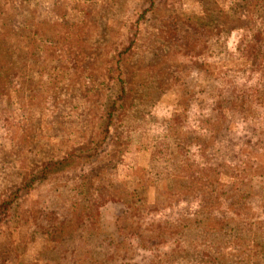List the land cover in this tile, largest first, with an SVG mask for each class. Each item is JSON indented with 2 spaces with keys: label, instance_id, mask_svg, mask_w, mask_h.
<instances>
[{
  "label": "rangeland",
  "instance_id": "obj_1",
  "mask_svg": "<svg viewBox=\"0 0 264 264\" xmlns=\"http://www.w3.org/2000/svg\"><path fill=\"white\" fill-rule=\"evenodd\" d=\"M186 23L204 27L191 56L178 45ZM129 29L138 36L120 49L125 48L121 61L128 85L138 92L149 83L160 92L158 97L153 92L156 98L144 97L142 109L148 112L124 113L113 126L120 131L118 138L106 145L105 152L119 153L100 183L118 180L113 195L141 215V225L118 241L145 253L138 257L143 258L140 264H264V132L231 135L226 128H216L218 118L210 120L207 111H201L194 124L186 114L190 105L183 101L193 82L201 100L198 90L211 75L219 86L247 90L232 108L234 118L251 110L250 97H261L264 89V0H0V197L29 181L24 204L8 211L9 226L25 239L15 249L22 255L8 264H53L52 258L54 264L66 259L67 264H93L96 256L108 252L94 224H102V214L107 227L115 228L119 204L101 209L92 184L87 182L89 192L81 191L82 179L63 174L36 181L33 177L43 161L77 147L74 139L95 134L101 86L114 91L102 79L114 77L106 72L109 60ZM201 48L204 52L196 57ZM58 53L62 57L54 61L52 55ZM31 68L37 72L34 79H41L38 87L47 80L42 114L53 117L49 128H34L39 117L32 113L29 76L17 81V72ZM64 76L69 81L53 79ZM232 78L236 81L229 83ZM73 88L77 90L69 94ZM20 91L19 99L14 98ZM17 165L22 177L12 186L8 173ZM76 182L81 184L78 194H90L80 212L86 223L69 230L66 220L59 231L53 210L61 216L71 210L58 187L74 202L75 189L68 195L65 186ZM158 219L167 222V228L145 225ZM157 231L174 235L176 245H166ZM51 234L56 235L53 242Z\"/></svg>",
  "mask_w": 264,
  "mask_h": 264
},
{
  "label": "trees",
  "instance_id": "obj_2",
  "mask_svg": "<svg viewBox=\"0 0 264 264\" xmlns=\"http://www.w3.org/2000/svg\"><path fill=\"white\" fill-rule=\"evenodd\" d=\"M139 13V11H137ZM145 13V12H143ZM143 14L141 17H144ZM140 22L137 21V23ZM120 27L123 29L126 28V24L124 26L120 25ZM132 28V27H131ZM184 32H179L180 37L182 36L183 40L181 38H178V45L180 43L181 47H184L187 51V55H190L191 50L196 46L197 44V36H199V33L201 32L202 27L199 24L196 23H186L184 25ZM209 28V32H213V29L209 26L206 27ZM129 29L125 35V38L123 40H120V46L117 51L114 52V54L110 57V64L108 65V69L106 72H110L111 76L116 77L117 80L114 79V77L110 80V78H104L102 81H105V83L110 84L112 88H114V91H104L103 87L101 86L100 95L101 97L98 99L100 100L99 108L97 109L95 113V117L98 119L99 127L97 130H95V134L91 137L81 138V140L74 139V142L77 144V147H71L68 152H64L62 156H56L52 157L50 159H47L43 161L41 164V167L35 170L34 173H36V176L33 177L34 181L40 178H47L53 175H65L66 178H78L82 179L83 185L82 190L83 192H89V187H87V184H92V187L97 190V198L96 202L97 205L101 209L105 208L106 206H110L113 203H118L119 205H115L117 207V225H115V228L109 229L108 221L107 219L100 214V222L102 224H94L95 228H97V233L99 237L105 242L107 247L109 248L108 252L106 254L98 255L93 261V264H140L141 261H143V258H138L140 256L145 255L144 252L139 251L140 248H132L127 247L126 244H122L121 241H118V239H121V235L125 233H130V231L135 230V227L137 225H141V222L138 216H141L139 214L140 210L136 209L135 211H132V208L127 205L123 204L122 202L118 201L117 197L113 195V191L118 187V180H111L110 182H107V186L100 183V180L102 177L106 178V172L113 168V161L117 157L118 153L114 155H111L112 152L106 150V145L108 144L109 139L113 140L114 138H118V135L120 134V131L117 129L113 131L114 123L118 124V121L124 117V113H128V111L131 112V110L137 111V114L148 112L144 111L142 107L146 106L144 105V100L147 98H144L146 95L151 98H156L153 95V92L156 91V95L158 97V93L160 92L158 87H152L148 84H144L141 88L147 89V90H141V91H135L130 85H128V81L126 79V70L125 66L123 64L122 59V51L120 49L124 47L126 44L127 46L131 45L134 42V38L138 36V33L134 31L133 34H130ZM185 42V44H184ZM68 44H66L67 46ZM189 45V49L187 48ZM204 52V49L201 48V52L196 55V57H199ZM168 53V54H167ZM166 54L169 57H173L169 52H166ZM55 60L61 59V54L52 55ZM86 59L89 58L90 55H85ZM192 58V57H191ZM213 56L209 55V63L212 61ZM38 61V57H34V60H32V64L35 65ZM197 62H199L197 60ZM20 64V63H18ZM54 63L52 64L51 71L56 72V66L57 62H55V66L53 67ZM22 66V63L21 65ZM123 68H122V67ZM59 72V71H58ZM35 72L32 68L28 70L27 72H17L16 75H18L19 80H22L23 78L29 76V79H27L29 82L33 83L31 85L30 94L34 96V110L32 111L33 115H38L39 121L36 120V124L34 128H49V123L53 122V117H49V114L47 113V117H45L42 114V108L44 106V100L47 99L45 97L47 93V80L45 86L38 87L37 81L41 79H34ZM42 74L41 72H38ZM44 76H47V74H42ZM64 75V73H62ZM54 77V76H53ZM60 77V76H59ZM99 77L97 76L96 79ZM54 81H69L68 76H64V78H53ZM236 80L232 78L229 80V83H234ZM246 82V81H245ZM195 85V83L193 82ZM192 83H189L186 91L185 96L183 97V101L187 103L190 107L186 111L188 121H196L200 118L199 113L207 111L210 116V120H213V117H217L218 120L216 121V128L223 127L228 129V132L231 133V135H258L262 132H264V89L262 90L261 97L254 98L250 97L249 102L252 106L251 110L248 109V111H244L243 114L239 118H234L232 116V108L236 106L237 103H240L241 99H243L244 95L243 93H247V90L238 89L237 85H234L233 88L230 89V87H225L220 84H217L213 77L209 75V80H207L204 85L206 87L202 88V90H198V92H201V100H199V94H196L193 91V85ZM259 83L257 82V85ZM18 87V89L21 88L19 84H15ZM75 85V84H74ZM78 86V85H77ZM75 86V87H77ZM196 86V85H195ZM231 86V84H230ZM13 88V87H12ZM79 88V87H78ZM23 89V88H22ZM21 89V90H22ZM69 94L75 92L77 89H68ZM163 90V89H162ZM151 91V92H149ZM22 91H20L18 94L14 96V98L17 96L19 99V95ZM165 92H162L164 94ZM203 93V94H202ZM67 94V95H69ZM253 96V95H252ZM247 97V96H246ZM252 99V101H251ZM18 103V102H16ZM148 105V101H147ZM36 107V109H35ZM131 109V110H129ZM187 109V108H186ZM189 112H192L193 115L191 116ZM56 116V114H54ZM243 117V118H242ZM242 118V119H240ZM191 119V120H189ZM215 119V118H214ZM194 122V124H196ZM228 134V133H227ZM9 147V146H8ZM186 155L190 156V153H187ZM110 158V159H109ZM13 172L8 173L9 176H12L11 185H16L18 182V177H22V175L17 171L21 170L19 168V165H17V169L13 167ZM144 173L139 178L141 180L140 184H143L144 182ZM103 178V179H104ZM65 179V178H64ZM29 180V179H28ZM88 182V183H87ZM28 182H21L19 185V188L15 189L17 186H15L12 190H7L2 196L0 197V264H8L11 261H16V258L18 255H22L20 252V248H18L17 254H15V249H17V246L20 244V247L22 244H24V238H21L23 236H19L16 234V228H12L9 226L10 224V214H8L9 209L14 208V210H18L23 204L24 199L26 197L27 191L25 189L28 187ZM81 184H74L69 188V185L65 186L66 194H71L73 189H75V194L72 195V198L75 199L74 202L70 200L65 199V196H62V186L58 187V191L60 195V198H63L62 201L66 202L68 204V209L71 210V214H67L65 216L57 215L56 210H53L52 220H56L58 225H54L55 228L64 229L62 226L66 225V220L70 223V227H67L69 230L72 228L76 230L77 228H80L82 225L86 223L85 218H82L81 211L85 206L89 203V197L90 194H88L89 197H87L85 194L80 193L78 194V186ZM106 191L108 193H106ZM65 194V195H66ZM114 206V207H115ZM205 210V209H202ZM200 216V215H199ZM201 218V217H200ZM25 220L21 219L20 221ZM29 219H26L28 221ZM58 220V221H57ZM161 223H157V222ZM158 221H148L145 222V225L151 224L153 229H163L167 228L168 223L158 219ZM151 222V223H149ZM154 223V224H153ZM118 226V227H117ZM156 226V227H155ZM53 227L52 230H56ZM111 232H108V229ZM107 229V230H106ZM156 229V230H157ZM64 231V230H63ZM51 229L47 228V233H50ZM112 232H114L112 234ZM163 235L164 232L157 231L158 237H163L166 240H163L166 245L169 243L171 245H176V242H174V235L169 236L171 233H167ZM9 237L11 238H8ZM162 235V236H161ZM3 236H6L3 237ZM73 237H76L72 235ZM167 237V238H165ZM56 235L51 234L49 236V240L51 242L55 241ZM60 238V237H59ZM12 239V240H10ZM58 240V238L56 239ZM13 243H12V242ZM17 241V242H16ZM16 243V244H14ZM86 243V242H85ZM174 243V244H172ZM87 244V243H86ZM145 245H151V244H145ZM54 249V248H53ZM143 250V249H142ZM145 251V250H144ZM147 252V251H146ZM148 253V252H147ZM16 257V258H15ZM57 258V257H55ZM13 261V262H14ZM138 262V263H137ZM52 263H55V260L52 258ZM69 263V259H66L63 261V264ZM49 264V263H47Z\"/></svg>",
  "mask_w": 264,
  "mask_h": 264
}]
</instances>
